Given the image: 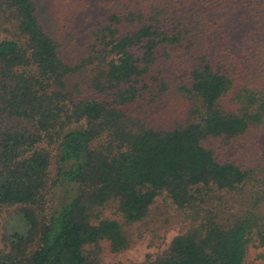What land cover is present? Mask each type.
<instances>
[{
    "label": "trees",
    "instance_id": "16d2710c",
    "mask_svg": "<svg viewBox=\"0 0 264 264\" xmlns=\"http://www.w3.org/2000/svg\"><path fill=\"white\" fill-rule=\"evenodd\" d=\"M99 1L70 6L87 24L68 47L35 0H0V208L23 222L0 264H99L160 196L185 231L142 264H246L264 248V0ZM170 93L187 120L155 128Z\"/></svg>",
    "mask_w": 264,
    "mask_h": 264
},
{
    "label": "rangeland",
    "instance_id": "374dc122",
    "mask_svg": "<svg viewBox=\"0 0 264 264\" xmlns=\"http://www.w3.org/2000/svg\"><path fill=\"white\" fill-rule=\"evenodd\" d=\"M39 14L45 20L53 17L57 20V39L68 47H75L80 41V34L83 32L84 26L87 24L86 19L78 18L77 15L70 12L72 4L83 6L80 9H87L89 13L97 7L100 9L102 4H98L99 0H35ZM88 1V6L85 2ZM101 10V9H100ZM88 13H86L87 15ZM82 38V37H81ZM190 102L180 95L168 94L160 98L149 112L150 124L155 128L175 127L184 124L187 120ZM130 110V108H129ZM12 125L8 122L7 126ZM214 141L213 149L216 156L220 159L233 158L241 161H258V157H254L261 146L252 142H233L231 145ZM62 196V190L55 188L51 191L50 199L52 203H56ZM164 196L157 198L152 206L149 215L141 222L132 225L129 228L131 236L130 247L121 253H112L106 242H101L98 253L99 264H142L147 260H153L162 254L169 246L173 238L185 231V224L181 221L179 213L171 208L166 202ZM51 205H49V208ZM17 207L0 208V250H5L6 234L12 230L23 229V222L17 215ZM112 210H106L103 213L104 218L117 219ZM92 249V248H91ZM92 251V250H91ZM246 264H264V248L249 247Z\"/></svg>",
    "mask_w": 264,
    "mask_h": 264
}]
</instances>
